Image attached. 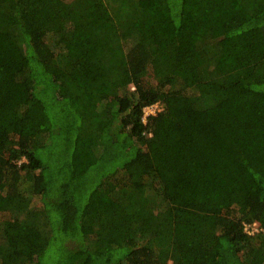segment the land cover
Returning a JSON list of instances; mask_svg holds the SVG:
<instances>
[{
	"label": "trees",
	"instance_id": "1",
	"mask_svg": "<svg viewBox=\"0 0 264 264\" xmlns=\"http://www.w3.org/2000/svg\"><path fill=\"white\" fill-rule=\"evenodd\" d=\"M0 264H264V0H0Z\"/></svg>",
	"mask_w": 264,
	"mask_h": 264
},
{
	"label": "built area",
	"instance_id": "2",
	"mask_svg": "<svg viewBox=\"0 0 264 264\" xmlns=\"http://www.w3.org/2000/svg\"><path fill=\"white\" fill-rule=\"evenodd\" d=\"M160 105V104H159ZM156 106H158V103L147 106L146 110H145V117L143 118L144 121H147V117L151 114H156L158 111H160L162 109V107L158 110V111H152ZM149 109V112H148ZM245 230L249 233H254L255 231H258V228L256 226V224H245Z\"/></svg>",
	"mask_w": 264,
	"mask_h": 264
},
{
	"label": "rangeland",
	"instance_id": "3",
	"mask_svg": "<svg viewBox=\"0 0 264 264\" xmlns=\"http://www.w3.org/2000/svg\"><path fill=\"white\" fill-rule=\"evenodd\" d=\"M146 108H147V107H145V110H146ZM160 108H161V105L158 104V106H156L152 111H158ZM148 112H149V109H148ZM144 117H145V113H144ZM144 117H143V118H144ZM34 199H35V202H37V201L39 200V199L36 198V197H35ZM156 207H158V206H156ZM159 209H161V208H159ZM49 262H52V259H49Z\"/></svg>",
	"mask_w": 264,
	"mask_h": 264
}]
</instances>
